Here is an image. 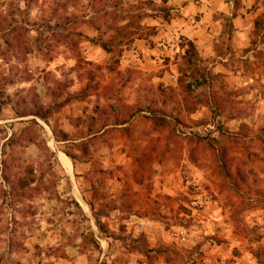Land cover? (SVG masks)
<instances>
[{"label": "rangeland", "instance_id": "1", "mask_svg": "<svg viewBox=\"0 0 264 264\" xmlns=\"http://www.w3.org/2000/svg\"><path fill=\"white\" fill-rule=\"evenodd\" d=\"M263 13L264 0H0V264H146L148 249L153 264H264ZM115 15L133 33L116 64L92 27ZM180 78L187 108L204 94L245 117L161 105ZM105 105L142 111L99 129Z\"/></svg>", "mask_w": 264, "mask_h": 264}, {"label": "trees", "instance_id": "2", "mask_svg": "<svg viewBox=\"0 0 264 264\" xmlns=\"http://www.w3.org/2000/svg\"><path fill=\"white\" fill-rule=\"evenodd\" d=\"M100 0H98L99 2ZM140 4H149L148 1L140 2ZM102 18V17H101ZM122 21V17L119 15H115L113 20L111 19V22L105 21L102 19L101 23L93 22L92 27L96 33H98V38L96 39V45L105 53H110L113 56L112 62L114 64L117 63V57H119V54L121 52V46H125L128 43H130L133 40V33H130L126 30L127 23L117 26L118 22ZM228 28H231L230 23H228ZM262 28L264 31V13L257 16L253 20V32L256 34L257 31ZM108 30H113L114 34L109 35L107 37H104L106 32ZM8 36V37H7ZM23 31L20 28L12 27L8 30L6 36L4 37V40L6 41L8 50H11L12 52H20L21 57H24L28 53V45L27 43L22 39ZM190 50H194L193 46L190 43H187ZM188 60V59H187ZM188 64V63H187ZM166 91H159V98H160V104L165 105L167 102H175L176 105L180 103V106L185 107L188 112H192L195 108V106L198 105H205L208 102L212 103L214 108L219 110H228L230 113L233 111V108L231 106H226V104L223 101H220L215 96H211L210 99L207 100V96L204 94H199V98L196 99L194 103H191V107L187 108V103L191 102L193 100V94L192 91L189 88V85L185 83V81L180 78L177 80L175 87H167L165 89ZM123 111H120V114L116 112V109L112 105H105L104 107H93V117H91V120L93 123H98V128H103L111 123V119H113V124L118 122L119 124L126 122L132 115H134L137 112H141L142 109H132L130 106L124 105ZM147 112L149 114H154L156 110H152L150 107L146 108ZM231 110V111H230ZM227 111V112H228ZM239 109H236L235 112L231 113L229 119H241L244 118L245 115L241 113ZM91 123V125H93ZM7 144H11L10 138L7 141ZM64 155L68 157L73 162V157L69 155L68 153L64 152ZM231 159L227 160L223 163L224 167H228L230 165ZM92 199L95 198V193L92 192L91 195ZM99 232L102 233L103 229H101L100 223H97ZM102 230V231H101ZM92 245H95L94 241H91ZM140 252V251H139ZM152 252L151 249L148 250H142L140 253L145 257L146 264H153L156 255H149V253Z\"/></svg>", "mask_w": 264, "mask_h": 264}, {"label": "crops", "instance_id": "3", "mask_svg": "<svg viewBox=\"0 0 264 264\" xmlns=\"http://www.w3.org/2000/svg\"><path fill=\"white\" fill-rule=\"evenodd\" d=\"M239 18L241 19V16L240 15L237 16V17H234V18H232L230 20L231 25L233 26V28H236V25L235 24L239 22V20H240ZM136 220H137V223L139 224L138 225L139 227L137 226V229L138 230H141L142 232H147V231H149V229H151V225L149 224L148 221H147V223L149 225L146 226L145 225L146 223H143L141 219H136ZM199 232H201V231L199 230ZM148 240L149 241H153L154 240V237H150ZM198 251H200L201 253H203V255H204L203 261L204 262L210 263V262L214 261V257H215L216 252H213L212 253V249H210L207 246H205V245L202 244V246H200V248L198 249Z\"/></svg>", "mask_w": 264, "mask_h": 264}, {"label": "built area", "instance_id": "4", "mask_svg": "<svg viewBox=\"0 0 264 264\" xmlns=\"http://www.w3.org/2000/svg\"><path fill=\"white\" fill-rule=\"evenodd\" d=\"M191 205L194 207H199V205L196 203V199L191 201ZM172 233H173L175 240L180 244L185 243L188 238L187 229L182 228V227H176L175 229L172 230Z\"/></svg>", "mask_w": 264, "mask_h": 264}, {"label": "bare ground", "instance_id": "5", "mask_svg": "<svg viewBox=\"0 0 264 264\" xmlns=\"http://www.w3.org/2000/svg\"><path fill=\"white\" fill-rule=\"evenodd\" d=\"M58 159L62 164V166L66 169V171H69V169L71 168L69 164V160L62 153L58 154Z\"/></svg>", "mask_w": 264, "mask_h": 264}, {"label": "water", "instance_id": "6", "mask_svg": "<svg viewBox=\"0 0 264 264\" xmlns=\"http://www.w3.org/2000/svg\"><path fill=\"white\" fill-rule=\"evenodd\" d=\"M66 171V170H65ZM65 174L68 176V173L67 172H65Z\"/></svg>", "mask_w": 264, "mask_h": 264}]
</instances>
